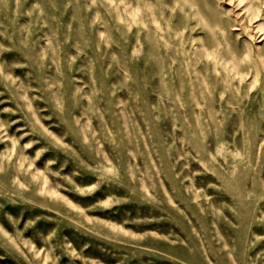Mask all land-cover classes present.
I'll list each match as a JSON object with an SVG mask.
<instances>
[{
  "label": "rangeland",
  "instance_id": "obj_1",
  "mask_svg": "<svg viewBox=\"0 0 264 264\" xmlns=\"http://www.w3.org/2000/svg\"><path fill=\"white\" fill-rule=\"evenodd\" d=\"M0 264H264V0H0Z\"/></svg>",
  "mask_w": 264,
  "mask_h": 264
}]
</instances>
